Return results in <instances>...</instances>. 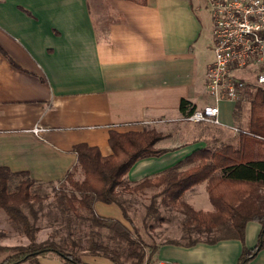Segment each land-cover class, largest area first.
I'll return each mask as SVG.
<instances>
[{
	"label": "crops",
	"instance_id": "1",
	"mask_svg": "<svg viewBox=\"0 0 264 264\" xmlns=\"http://www.w3.org/2000/svg\"><path fill=\"white\" fill-rule=\"evenodd\" d=\"M207 3L0 0V167L26 172L36 184H57L77 167L74 146L107 157L109 132L154 129L164 135L155 148L168 151L137 161L124 177L132 185L158 176L223 132H237L247 112L238 116L236 103L218 104V126L187 130L179 112L182 100L195 109L213 103L205 91L213 46ZM36 126L43 129L37 135ZM183 197L194 211H213L206 183ZM94 210L123 222L115 205L96 203ZM259 232L258 223L248 222L243 243L184 247L164 240L156 243L154 264H236L242 246L254 247ZM82 257L87 264H110ZM37 261L63 264L53 256ZM249 264H264V248Z\"/></svg>",
	"mask_w": 264,
	"mask_h": 264
},
{
	"label": "trees",
	"instance_id": "2",
	"mask_svg": "<svg viewBox=\"0 0 264 264\" xmlns=\"http://www.w3.org/2000/svg\"><path fill=\"white\" fill-rule=\"evenodd\" d=\"M145 2L140 0L142 4ZM251 95L246 128L237 132L236 147L232 144L202 147L158 176L132 185L124 177L137 161L159 157L168 151L155 148L164 135L154 129L111 131L108 136L111 154L107 157H102L96 148L74 146L72 152L83 178L73 179L75 168L67 172L61 181L67 184V190H58L53 194L54 203L47 205L49 224H62L64 234L58 236L57 242L51 239L36 242L42 209L35 211L32 205H42L45 200L44 196L31 192L36 182L26 172L12 173L0 167V211L28 241L26 246H0V254H7L0 264H38L37 259L45 256H53L63 264H87L81 259L83 255L105 258L112 264H154L158 246L144 242L135 221L134 200L130 199L144 195L146 190L154 193L149 196L148 204L142 205L143 229L152 230L165 220L162 207L176 209L183 215L182 239L189 238L193 232L206 236L220 233V237L210 240L170 242L176 245L190 247L200 242L214 244L230 239L243 243L245 225L258 223L260 232L255 246L250 249L242 246L236 263L249 264L264 248V90L258 89ZM193 110L188 101L180 102L182 119ZM236 110H239L237 102ZM12 177L19 178V182L10 191ZM202 183H206L212 212L194 211L182 200L186 191ZM96 203L118 207L123 222L97 215ZM22 208L27 209V215Z\"/></svg>",
	"mask_w": 264,
	"mask_h": 264
},
{
	"label": "built area",
	"instance_id": "3",
	"mask_svg": "<svg viewBox=\"0 0 264 264\" xmlns=\"http://www.w3.org/2000/svg\"><path fill=\"white\" fill-rule=\"evenodd\" d=\"M207 7L213 46L205 91L213 103L182 120L218 126L219 103H236L247 91L264 90V0H208ZM42 131L32 129L36 135Z\"/></svg>",
	"mask_w": 264,
	"mask_h": 264
},
{
	"label": "rangeland",
	"instance_id": "4",
	"mask_svg": "<svg viewBox=\"0 0 264 264\" xmlns=\"http://www.w3.org/2000/svg\"><path fill=\"white\" fill-rule=\"evenodd\" d=\"M255 92L254 90L252 91H247L246 96L237 102L239 104V110L237 111L238 116L243 117L244 114L242 112H247L248 114V108H249V101L252 99V93ZM184 123V128L188 127L187 130H191V127L193 126L192 123H188L185 121H182ZM245 123L241 124L238 122L236 125L237 127V132L245 130L246 124ZM209 126V124L207 125ZM237 132L233 133H226L223 132V134L220 135L218 139H216L214 142L208 141L209 147H218L221 144H232L234 147L238 145L239 142V135ZM192 133L190 131L187 132ZM210 142V144H209ZM78 172V173H76ZM83 178L81 171L79 170L78 167H76L73 170V179L75 181H81ZM9 190L13 191L15 190L17 183L19 182V178L12 177L9 180ZM68 186L66 183L61 182L57 184H37L33 187L32 193H37L41 196L45 197V200L43 201V204L38 205L37 203H34L32 205L33 210H39L41 207V211L39 213L40 219L38 221V227L39 231L37 234V242L39 243L40 241L47 239H51L55 242L58 241V236L64 234L62 232V224L57 222L55 225H51L48 222V215L49 210L47 208V205L49 203H54V193H57L58 190L60 191L61 189L67 190ZM47 196V198H46ZM149 196L150 193L148 190L145 191L144 195H135L132 196L130 199L134 200L133 205L135 208V221L137 226L141 229V236L144 240L145 243L147 244H156L160 243L161 241H174V242H179L184 244L186 240H199V241H204V240H210V239H215L217 237H220L219 232H213L208 234V236L204 234L197 235L195 232H193L189 238L187 239H182V227H181V221L183 220V215L178 212L176 209L173 210H164L162 207L161 209V215L165 220L159 224L155 225V228L152 230H147L143 229L141 226V216H143V206L148 204L149 201ZM184 201V197L182 198ZM185 202V201H184ZM22 212L27 215V209L22 208ZM44 214V215H42ZM42 215V216H41ZM154 225V224H153ZM58 232V233H57ZM55 235V237H53ZM46 239V240H47ZM27 239L16 229L15 226L11 224V222L8 220L7 216L0 211V246L1 247H14V246H26L28 242L26 241ZM62 248L63 246H58V248ZM7 254H0V261L5 257ZM90 256V255H87ZM81 259L83 257L81 256ZM127 263V261H121ZM111 264V262H110Z\"/></svg>",
	"mask_w": 264,
	"mask_h": 264
}]
</instances>
